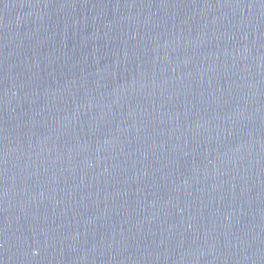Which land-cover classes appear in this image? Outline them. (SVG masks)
<instances>
[{"label": "water", "instance_id": "water-1", "mask_svg": "<svg viewBox=\"0 0 264 264\" xmlns=\"http://www.w3.org/2000/svg\"><path fill=\"white\" fill-rule=\"evenodd\" d=\"M0 264H264V0H0Z\"/></svg>", "mask_w": 264, "mask_h": 264}]
</instances>
